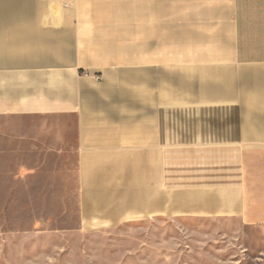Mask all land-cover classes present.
Listing matches in <instances>:
<instances>
[{
  "label": "crops",
  "instance_id": "0c3cea01",
  "mask_svg": "<svg viewBox=\"0 0 264 264\" xmlns=\"http://www.w3.org/2000/svg\"><path fill=\"white\" fill-rule=\"evenodd\" d=\"M0 156L83 226L264 229V0H0Z\"/></svg>",
  "mask_w": 264,
  "mask_h": 264
},
{
  "label": "rangeland",
  "instance_id": "374dc122",
  "mask_svg": "<svg viewBox=\"0 0 264 264\" xmlns=\"http://www.w3.org/2000/svg\"><path fill=\"white\" fill-rule=\"evenodd\" d=\"M4 165L0 156V264H264V229L239 218L83 226L75 188L16 179Z\"/></svg>",
  "mask_w": 264,
  "mask_h": 264
},
{
  "label": "built area",
  "instance_id": "2783aa9c",
  "mask_svg": "<svg viewBox=\"0 0 264 264\" xmlns=\"http://www.w3.org/2000/svg\"><path fill=\"white\" fill-rule=\"evenodd\" d=\"M87 75V73H85Z\"/></svg>",
  "mask_w": 264,
  "mask_h": 264
}]
</instances>
